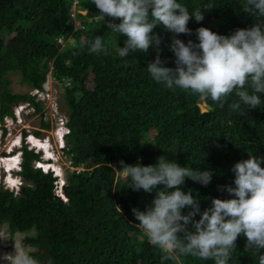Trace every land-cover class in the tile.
I'll list each match as a JSON object with an SVG mask.
<instances>
[{
	"label": "trees",
	"instance_id": "1",
	"mask_svg": "<svg viewBox=\"0 0 264 264\" xmlns=\"http://www.w3.org/2000/svg\"><path fill=\"white\" fill-rule=\"evenodd\" d=\"M177 2L190 13L203 11L202 21L189 20L191 35H178L185 43L198 42L199 27L230 35L264 20L243 10L246 0ZM73 5L83 12L73 10ZM105 21L119 22L107 16ZM153 32L161 37L165 66L175 67L168 47L173 34L159 25ZM97 35L107 51L90 53L88 42ZM125 40L110 31L91 0H0L2 133L3 117H12L18 104L30 105L31 113L43 110L35 93L12 89V74L36 89L47 76L55 79L68 128L61 148L68 165H62L59 192L54 191L52 170L35 165L42 160V150L21 139L17 170L21 183L16 191L0 184V222H6L10 233H23L22 241L41 264H49V259L51 264H214L191 255L162 259L165 254L148 242L132 212L134 207L145 210L155 190L145 193L127 187L120 161L154 165L164 156L181 166L210 170L207 186L187 177L182 186L198 198L202 211L211 206L212 198H229L218 186L232 184L237 161L247 159L251 151L264 157V94L258 108L247 111L242 105L241 116L229 110V103L238 99L234 93L221 108L210 98L170 90L147 70L156 50L150 46L147 54L121 58L118 47ZM200 101L205 109H200ZM40 124L47 127L48 121ZM188 211L182 209L184 214ZM245 245L246 237L238 236L228 264H259L264 249L258 253Z\"/></svg>",
	"mask_w": 264,
	"mask_h": 264
},
{
	"label": "clouds",
	"instance_id": "2",
	"mask_svg": "<svg viewBox=\"0 0 264 264\" xmlns=\"http://www.w3.org/2000/svg\"><path fill=\"white\" fill-rule=\"evenodd\" d=\"M91 3L99 9L100 19L107 23L110 31L126 36L124 46L118 47L121 58L134 52L147 54L150 46L156 50L155 58L146 66L157 83L170 90L179 88L203 99L210 98L221 108L234 93L238 99L229 103V110L241 116L245 115L242 105L247 107V111L261 105V94H264V20L249 28H237L230 35L199 27L196 29L198 42L189 39L185 43L178 35H191V29L187 27L189 20L194 17L199 22L204 18L203 11L199 9L190 13L177 0H91ZM243 10L264 18V0H246ZM105 16L119 22L105 21ZM157 25L173 34L168 47L174 54L175 67L165 66L166 62L161 59V37L153 32ZM88 51H107L101 36L97 35L88 42ZM63 134L59 140L62 146ZM25 135L22 138L29 143ZM42 161H36L35 165L43 170H52L54 191L59 192L63 174L60 175V170L54 167L43 168ZM262 161L264 157H256L252 151L248 152L247 159L237 161L232 167V184L218 186V189L227 191L229 198H212L211 206L202 211L198 198L191 190L183 191L182 186L186 177L207 186L212 178L208 169L181 166L174 160L159 156L154 165L120 161L119 170L127 181V187L134 191L152 193L155 190V197L145 210L134 207L132 212L148 242L165 254L162 259L191 255L212 260L214 264H228L240 235L246 237L245 249H255L258 253L264 249ZM18 168L19 159L14 170L17 176ZM20 183L21 180L18 186ZM18 186L15 189L4 187L16 191ZM186 207L190 211L184 214L182 209ZM197 214L199 219H194ZM178 233H183L182 237ZM14 247L15 253L4 257L9 264H41L23 244ZM259 264H264V253L259 257Z\"/></svg>",
	"mask_w": 264,
	"mask_h": 264
},
{
	"label": "rangeland",
	"instance_id": "3",
	"mask_svg": "<svg viewBox=\"0 0 264 264\" xmlns=\"http://www.w3.org/2000/svg\"><path fill=\"white\" fill-rule=\"evenodd\" d=\"M73 10L83 12L76 5H73ZM73 23H76L75 19H73ZM56 83V80L52 77H46L44 85L49 95L53 91L58 96V85ZM11 87L14 91L32 90L28 85L18 81L17 74L11 75ZM57 104L58 107L55 113L44 106L41 113H31L28 108H24L20 110L18 116L14 115L5 120L4 132L2 133L0 129V184L13 189L18 186L20 179L14 173V170L17 169L18 148L21 138H24L23 133L26 134L25 139L30 141L29 146L34 144L35 149L42 150L41 158L43 161L41 165L43 168H46V166L54 167V169L60 170V175L63 174L62 165H68V160L65 159V155L62 153V142H60L62 136L59 135L58 131L61 129L60 117L64 118L65 113L60 100H57ZM199 107L205 109L206 104L200 101ZM40 120H47L48 126H42ZM140 231L142 230L140 229ZM22 234L21 231L10 233L6 222H0V264H9L4 257L15 253L14 245L23 244L26 249L30 248L22 241Z\"/></svg>",
	"mask_w": 264,
	"mask_h": 264
},
{
	"label": "built area",
	"instance_id": "4",
	"mask_svg": "<svg viewBox=\"0 0 264 264\" xmlns=\"http://www.w3.org/2000/svg\"><path fill=\"white\" fill-rule=\"evenodd\" d=\"M58 40H60V39H58ZM53 90H55V89L53 88ZM29 92L35 93V95H36L35 98L41 100L43 106L47 107L49 110L53 111L52 113L56 112L57 107H58L56 92L52 91L51 94L49 95V92L47 91L44 84H43L41 89L32 88V90H30ZM24 108L25 109L28 108L29 111H32V107L30 105H27V103H20L14 107L13 114L18 116L20 114V110L24 109ZM7 118H11V116H4L3 117V124H2L3 126L2 127L6 126L5 120ZM65 120H66V116L64 118L60 117L59 123H60V127L62 129V130L59 129V131H58L60 136H62L63 133H66L68 131V128L65 126ZM27 145L29 146L28 142H27Z\"/></svg>",
	"mask_w": 264,
	"mask_h": 264
},
{
	"label": "bare ground",
	"instance_id": "5",
	"mask_svg": "<svg viewBox=\"0 0 264 264\" xmlns=\"http://www.w3.org/2000/svg\"><path fill=\"white\" fill-rule=\"evenodd\" d=\"M39 164V163H38Z\"/></svg>",
	"mask_w": 264,
	"mask_h": 264
}]
</instances>
